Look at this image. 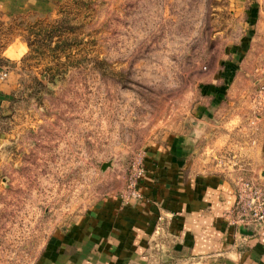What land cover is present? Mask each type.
<instances>
[{
    "label": "rangeland",
    "instance_id": "obj_1",
    "mask_svg": "<svg viewBox=\"0 0 264 264\" xmlns=\"http://www.w3.org/2000/svg\"><path fill=\"white\" fill-rule=\"evenodd\" d=\"M1 73L0 264H37L104 198L138 200L123 196L147 143L193 133L196 104L223 140L199 153L231 185L221 220L237 241L264 230V172L244 157L264 120V0H0ZM167 218L159 259L195 264L162 247Z\"/></svg>",
    "mask_w": 264,
    "mask_h": 264
},
{
    "label": "crops",
    "instance_id": "obj_2",
    "mask_svg": "<svg viewBox=\"0 0 264 264\" xmlns=\"http://www.w3.org/2000/svg\"><path fill=\"white\" fill-rule=\"evenodd\" d=\"M14 88L11 79L0 82V105ZM203 109L195 105L193 133L169 132L147 143L138 200L122 206L107 197L87 208L52 232L37 264H163L153 242L160 215L168 217L162 247L175 256L195 264H264V230L237 241L221 220L233 197L230 183L201 164L202 152L223 141ZM257 138L256 147L245 148V164L264 172V120Z\"/></svg>",
    "mask_w": 264,
    "mask_h": 264
},
{
    "label": "built area",
    "instance_id": "obj_3",
    "mask_svg": "<svg viewBox=\"0 0 264 264\" xmlns=\"http://www.w3.org/2000/svg\"><path fill=\"white\" fill-rule=\"evenodd\" d=\"M0 77L2 79L6 78V74L5 73H1ZM260 98L264 99V87H261L260 91ZM133 179L130 182L129 186H128V191L125 193V195L123 196V199L126 201L128 198H138L140 197V194L137 190V186L139 184V182L141 181V179L143 178L144 174H145V169L144 166L139 162L137 165H134V170H133ZM244 188L245 189H250L249 184H244ZM261 219H264V213L260 216Z\"/></svg>",
    "mask_w": 264,
    "mask_h": 264
}]
</instances>
